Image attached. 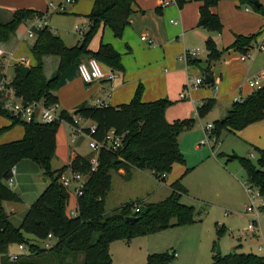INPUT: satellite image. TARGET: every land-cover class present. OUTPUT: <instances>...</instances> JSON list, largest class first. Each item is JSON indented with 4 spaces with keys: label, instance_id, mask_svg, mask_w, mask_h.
Masks as SVG:
<instances>
[{
    "label": "trees",
    "instance_id": "1",
    "mask_svg": "<svg viewBox=\"0 0 264 264\" xmlns=\"http://www.w3.org/2000/svg\"><path fill=\"white\" fill-rule=\"evenodd\" d=\"M75 3L79 0H74ZM182 8L190 0H173ZM220 0H202L199 8L198 26L210 32L219 33L222 25L212 8ZM242 6L264 15L260 0H238ZM134 0H93V6L87 19L88 29L74 46H68L64 40L47 25L34 30V40L28 44L32 57L29 73L20 72L22 65H15L11 85L26 102L43 101L45 104L57 102L55 92L63 83L62 78L70 68L77 70L85 57H94L111 70H123L121 54L108 43L101 41L96 51L89 45L101 26L108 27L115 37H122L130 24ZM160 8H162L160 6ZM159 9V8H158ZM34 9H16L12 12L0 8V46L5 50L11 39L17 35L19 27L28 20L42 16ZM259 33L243 36L235 35L232 43L219 50L212 37L205 42L207 65L203 75H209L210 68L220 58L223 51L232 49L245 54L252 49V42ZM54 56L58 63L56 71L46 73L45 57ZM188 64L199 66L200 60L190 59ZM0 63V79L4 77ZM206 86H213V80ZM143 87L139 85L130 102L118 106H94L82 103L72 113L61 111L60 116L67 123L73 122V116L91 121L95 129L83 128L85 134L96 141L102 140L109 130L123 137L117 151L100 150L97 154V167L92 171V156L73 154L68 165L60 169L52 168V159L56 155V135L60 122H26L15 118L4 110L0 103V115L8 118L10 124L0 128V135L14 125H22L24 135L19 140L0 144V264H72L70 258L82 255V264H111L110 243L116 240L131 241L171 227L196 223L201 220V212L194 206L182 202L187 188L177 179L171 183V193L157 202L135 200L123 204L109 214L105 210V199L112 186V170H124V176L130 178L131 169L136 168L152 173L158 181L165 182L174 164H184L178 142L180 134L190 130L194 118L176 119L169 122L166 110L172 101L161 98L154 101H142ZM215 106L214 99H206L197 108L199 117L205 116ZM264 119V85L253 90L240 100L233 101L224 116L215 120L210 132L217 139L222 132L235 133L249 124ZM254 160L249 157L231 154H218L228 161H237L245 173V184L255 189L262 200L259 211H264V151L253 147ZM31 160L43 170L49 183L31 204L22 218L19 227L13 225L3 207L4 201L20 202L21 197L7 184L13 167L22 160ZM67 169L87 175L83 193L77 199V215H69V191L60 182L61 174ZM190 169H187V171ZM165 174L166 177H162ZM136 207L139 210L136 211ZM133 217L128 221L127 218ZM227 232V228L215 223L216 241L213 246L212 260L208 264H264V256L251 252H238L236 246L230 253L215 251L218 239ZM94 233H98L93 242ZM51 234L54 244L45 249L40 243ZM25 244L28 253L16 261H10L6 255L9 245ZM175 252L150 253L145 264H168ZM69 258V260H68Z\"/></svg>",
    "mask_w": 264,
    "mask_h": 264
},
{
    "label": "crops",
    "instance_id": "2",
    "mask_svg": "<svg viewBox=\"0 0 264 264\" xmlns=\"http://www.w3.org/2000/svg\"><path fill=\"white\" fill-rule=\"evenodd\" d=\"M0 1L3 2L0 3V8L10 12L18 8H27L26 0ZM160 2L161 0H134L132 6L134 14L132 15L130 24L125 28L120 38L115 37L108 27L101 26L99 28L89 45V49L96 51L101 41L111 44L121 54L123 70H114L116 77L111 81L98 80L86 84L81 80L75 68L74 71L70 69L68 71L67 80L63 81L59 89L55 92L61 111L72 114L80 104L87 103L97 106L98 101L103 102L104 105L112 106L125 104L131 101L137 87L141 85L143 87L142 101L149 102L165 98L173 102L166 110L165 114L169 122L181 119L180 117L185 115L183 113L187 110V106H191V104L197 111L198 106L206 99L215 100V106L211 109V112H216V115L211 118L215 121L217 117L225 115L234 98L241 99L252 92V90L244 84V80L258 73L264 74V50L261 52H253L254 55L251 52L253 56L251 55L249 60L246 61L247 58L240 60L239 57L241 53L229 49L223 51L220 58L210 68L211 79L214 83L213 86L205 87L206 85H202L196 89H192L188 93L187 98L180 97L188 79L203 75L202 69L207 65L208 55L207 51L204 50L206 40L212 37L217 45V49L222 50L232 43L235 35L248 36L259 33L264 27L263 14L253 11L248 6L240 5L238 0H220L217 5L212 8V12L217 14L222 25L221 31L215 33L198 26L199 8L202 4V0H190L182 8L177 7L174 3L160 8ZM260 3L264 7V0H260ZM92 6L93 0H79L76 2V5H72L70 8H68L69 6L67 7L70 13L78 15L75 19L78 21L77 23L80 24H78L77 27L88 22L87 15L91 11ZM172 21L177 23H173ZM25 35L27 36L26 32H21L20 26L17 35L11 39L6 48L12 49L13 51L17 49L24 41H27L25 40ZM142 36H146L150 39L152 44L143 41L141 39ZM80 39L77 41L75 40L76 43L74 41L73 44L65 43L68 46H74ZM256 41L257 37L252 44ZM188 49L198 50L199 55L196 59L200 60L199 66L187 64L180 59V55ZM202 50L203 52H201ZM86 58L88 57L84 59ZM103 68L106 71L111 70L104 65ZM10 69L14 70L13 66L7 68L6 75L8 78L12 79L14 71L12 76L9 77L8 70ZM188 101H190L191 104L188 103ZM178 105H181V107L175 108V106ZM9 124L10 120L0 115V128L8 126ZM81 125L83 127H90L93 123L89 120H81ZM72 130L73 129L68 124H60L56 135V155L53 158L56 159L60 165L54 170L68 165L72 155L75 153L82 156H93L94 154L89 148L86 152L82 150L84 135H74ZM196 132L197 133H195L192 138L194 139L192 149L197 153L198 158L192 164L185 160L184 164L176 163L173 165L172 171L167 175L165 180L168 185V193L164 198L171 193L170 185L177 179H181V182L187 188L188 193L186 195L197 193L191 180V174L196 170H200L203 179H205V176L213 178L216 175H221L223 180L234 182L236 187L242 188L241 181L225 169L226 164L223 163L222 165L220 158H217L214 151L210 153L208 149L202 148L201 145L198 144L201 139V133L197 130ZM223 133H225L224 137L228 138L227 140L230 143L232 153L236 152L245 155V153H250L253 147H257L264 151V119L249 124L235 133ZM23 135V126L14 125L10 130L0 135V139L3 138V136L6 137L4 140H0V144L19 140ZM180 136L178 142L181 147L185 142V138L183 137L179 140ZM72 139L74 140L72 141ZM182 151L184 150L182 149ZM22 162L23 160L17 164L19 169L16 168V173L17 170L20 172V164H23ZM24 164L30 167L29 163ZM133 169L136 168H132L131 170ZM187 169L190 170L187 171ZM209 171H211V174H209ZM118 172L121 173V175L125 173L123 169H120ZM17 175L19 174L17 173ZM19 182L20 183L17 184L19 185V193L18 191L15 192L23 197L28 195L32 188H35L34 183L32 185L28 184V187L25 186L22 182V178ZM44 182L49 183L46 177ZM46 186L47 184L42 186V189ZM37 193L40 192H36V194ZM184 196L185 195L182 196V202L186 204L190 203L187 202L189 199L184 200ZM69 205H71L69 208L76 206V201L73 197H70ZM243 211V213L247 215L245 213V206ZM200 218L201 220L198 222L202 221V214ZM246 230L249 231L247 227ZM256 230L257 229H254L249 232L256 235ZM159 232L155 233L157 234ZM151 234L140 238H149L148 236ZM146 240L148 241L142 242L148 244H155L156 242L164 243V236ZM131 241H126L125 244H130ZM52 242L54 244V240H52ZM248 245L250 246V244ZM176 246H179L178 249L180 251L182 250L181 243L179 244L178 242ZM236 246H240L238 252H251L264 256L263 252H259L264 251V246L262 247L260 245L257 246L256 250L258 251L255 252L254 250H243L242 244H231L230 246H225V249L222 248V253L227 254V248H230L231 252ZM174 248V246H171L170 249ZM155 251L161 252V250H152L151 252L155 253ZM213 254L212 247V251L208 258L206 257V262L204 263H210ZM175 257L178 259L179 255L175 253ZM140 258L144 261L145 257L142 255ZM181 262L182 260L180 258L176 264H181Z\"/></svg>",
    "mask_w": 264,
    "mask_h": 264
},
{
    "label": "rangeland",
    "instance_id": "3",
    "mask_svg": "<svg viewBox=\"0 0 264 264\" xmlns=\"http://www.w3.org/2000/svg\"><path fill=\"white\" fill-rule=\"evenodd\" d=\"M60 2L61 0H26L27 8L18 9H37L47 15L48 24L52 31L59 35L64 42L73 44L75 40L77 41L81 38L77 31V25L80 23H77L78 21L75 19L78 15L72 14L68 10L66 12L58 11L57 4ZM0 3L3 2L0 1ZM72 5H76V3ZM72 5H69L68 8ZM27 27H29V23L24 22L21 25V32H26L27 34ZM25 38L27 41H24L22 45L13 51L15 53V59L27 57L32 61L28 48V44L31 43L32 40L26 35ZM201 52H203V50ZM248 60L249 58L246 59V61ZM57 63L58 60L56 57H45L46 73L48 75H51L56 71ZM70 69L71 71H74L73 67ZM13 71V69L8 70L9 77L12 76ZM68 71L62 78L63 81L67 80ZM188 103L191 104L190 101H188ZM178 107H181V105L175 106V108ZM187 107V110L183 113L185 115H182L180 118H194L195 124L190 130L182 132L179 140L183 137L185 138L184 144L181 145L185 152L182 151L181 147L180 150L184 155L186 162L188 161V163L192 164L198 158L197 153H195L192 149L194 142V139L192 138L195 133H197L196 130L201 133V139L198 144L206 138L205 126L211 122L213 123L214 120L211 118L216 115V112H211L212 110H210L205 116L199 117L192 104ZM219 118L221 117H217V119ZM224 135L225 133L223 132L220 134L218 137V143L215 145L214 149L208 144L201 145L202 148L208 149L210 153H212L211 151H214L217 158H220L222 165L225 161V157H218V154L227 155L232 153L230 143L227 140L228 138H225ZM5 138L6 137L3 136L0 140H4ZM88 143L89 138L84 136L82 140V150L85 152L89 148ZM233 153L238 156L249 157L251 160H254L255 158V153L253 151L250 153H252L254 157H250V153H245V155H241L236 152ZM94 155L95 154H93L92 157H94ZM22 163L23 164H20L21 173L17 170L19 175H17V173L15 174V184L11 186V189L18 191L19 185L17 184L20 183L19 180H21V178L25 186L28 184L32 185L34 183L35 188H32L30 193L25 197L18 194L21 197L20 202H3V206L9 215L10 221L16 227H19L23 216L31 204L39 196L37 194H41L45 189H42V186L48 184L44 182L43 179H45V176L43 174V170L37 163L35 164V162L30 160H23ZM24 163H29L30 167ZM59 165L60 163L56 159H53L52 168L55 169ZM15 168H18V165ZM225 169L241 181L242 188L236 187L234 182L223 180L221 175H216L213 178L205 176V179H203L200 170H196L193 174H191V180L197 193L185 195L184 200L189 199L187 202L190 203L188 204L194 206L196 212L202 213V221L197 222L196 224L171 227L157 234H151L148 236L149 238L136 237L132 239L130 244H125V240L113 241L110 243L111 249L109 246V252L112 258L111 264H145L146 256L152 250H161V252L171 250V252H175L179 255L178 259L175 257L168 264H176L180 258L182 260L181 264H207L204 262H206V257L208 258L210 252L212 251V247L214 246V241H216V222L223 223V225L227 228V232L217 241V245L215 246L216 252L217 249H219L220 253L224 254L222 253V248L225 249V246H230L231 244H242L244 248L243 250H254L257 252V246H264V211H260V217L258 218L255 227V229H257L255 233L256 235H253L251 232L246 230L247 223L251 222V218L243 213L244 206L249 204L248 195L244 189L245 173L239 163L235 160L228 161ZM209 174H211V171H209ZM111 175L112 186L105 199V210L107 214L111 213L113 209L135 200L141 199L146 202H157L162 200V198H164V196L168 193V185L166 184V181H158L152 176L151 172L148 171L133 169L131 170L130 178H126L124 175H121V173L117 170H112ZM47 180L49 182L48 178ZM36 192L40 193L36 194ZM252 193L254 194V206L260 207L263 203L261 198L258 196L255 189H252ZM160 235L164 236V243L156 242L155 244H148L142 242L148 241L146 239H153L154 237H163ZM97 237L98 233H94L93 242L97 239ZM178 242L179 244L181 243V251L178 249L179 246H176ZM248 244H250V246ZM171 246H174L175 248L170 249ZM239 248L240 246H238L237 251ZM13 250L16 251V247ZM227 250L228 251L226 252L228 254L231 249L227 248ZM158 252L160 251H155V253ZM259 252L264 253V251ZM142 255L145 257L144 261L140 258ZM82 260L83 256L80 254L74 259L70 258L69 261H72V264H82Z\"/></svg>",
    "mask_w": 264,
    "mask_h": 264
},
{
    "label": "built area",
    "instance_id": "4",
    "mask_svg": "<svg viewBox=\"0 0 264 264\" xmlns=\"http://www.w3.org/2000/svg\"><path fill=\"white\" fill-rule=\"evenodd\" d=\"M74 0H61L60 3L57 4V10L60 12H65L69 5L74 4ZM173 0H161V7H165L169 4H173ZM29 23V27L27 29V37L34 40V30L40 29L48 25V16L43 14L42 16H36L27 21ZM173 22V21H172ZM177 23V22H173ZM89 21L86 24H82L77 27V31L80 34V37L85 33L88 29ZM49 26V25H48ZM141 39L143 41L152 44V41L148 39L146 36H142ZM264 49V27L261 29L257 36V41L252 45L251 51L241 54L240 60H244L246 58L251 57V52H259ZM199 55L198 50L188 49L185 50L181 55L180 59H182L185 63L188 64L190 59H194ZM0 63L3 68L4 77L0 79V103L4 110H7L17 119L26 122H41V123H52L55 121H59L60 124H68L73 129L74 135H84L89 138V148L94 152V157L91 158L92 171H94L97 167V154L100 150H111L117 151V149L122 145L123 137L121 135H117L114 130H109V132L105 135L104 138L100 141H96L91 138L89 135L85 134L83 131V127L81 125V118L79 116H73V122L67 123L64 119L61 118L60 113L61 110L59 108L58 102L53 104H45L43 101H33L26 102L25 99L16 93L15 88L11 85V79L7 77L6 71L10 66L15 65H31V59L27 57H22L21 59H15V53L13 50H5L0 46ZM77 72L81 80L90 84L98 80H108L111 81L116 77V73L114 70H104L103 65L94 57H89L82 60L77 68ZM263 73H258L247 77L244 80V84L250 88L252 91L260 88L263 83ZM205 84V77L199 76L196 78L188 79L186 85L184 86L180 97L187 98L188 93L192 89H196ZM240 100L238 98H234L233 101ZM97 106H104V103L98 101ZM93 132L95 129L94 124L89 127ZM213 128V124L209 123L205 126L206 138L200 143V145H211L212 148L218 143V139L215 136H211L210 132ZM74 139H72L73 141ZM250 157H254L252 153L249 154ZM15 174L16 168L13 167L11 170V176L7 180V184L11 187L15 184ZM162 177H166L165 174ZM87 175L82 173L73 171L71 169H67L60 176V182L62 185L69 191L71 197H73L76 201V206L70 207L69 215L76 216L77 215V199L83 193V188L86 183ZM244 189L248 195L249 204L245 206V213L250 216L251 222L248 223L247 229L249 231H253L256 227V223L258 218L260 217V211L258 207H255L253 204L254 194L252 193V188L248 185H244ZM136 211L139 210V207L135 208ZM52 235L49 234L48 237L40 243V246L45 249H49L53 246ZM16 247V251L13 249ZM28 248L25 244H13L9 245L7 250V257L10 261H16L21 255L27 254ZM175 255V253H174Z\"/></svg>",
    "mask_w": 264,
    "mask_h": 264
},
{
    "label": "water",
    "instance_id": "5",
    "mask_svg": "<svg viewBox=\"0 0 264 264\" xmlns=\"http://www.w3.org/2000/svg\"><path fill=\"white\" fill-rule=\"evenodd\" d=\"M29 71H30V66L22 65V66L20 67V72H21L24 76H26V75L29 73ZM205 81H206L207 84H209V83L211 82V78H210L209 75H205ZM43 180H45V179H43ZM132 219H133V217H129V218H127L128 221H130V220H132ZM219 252H220L219 249H217V253H219Z\"/></svg>",
    "mask_w": 264,
    "mask_h": 264
}]
</instances>
